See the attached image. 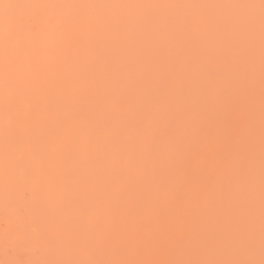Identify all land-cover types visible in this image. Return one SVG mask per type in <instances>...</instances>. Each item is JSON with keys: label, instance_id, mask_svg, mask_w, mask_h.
I'll return each mask as SVG.
<instances>
[{"label": "snow or ice", "instance_id": "6c2138e0", "mask_svg": "<svg viewBox=\"0 0 264 264\" xmlns=\"http://www.w3.org/2000/svg\"><path fill=\"white\" fill-rule=\"evenodd\" d=\"M0 180V264H264V0H0Z\"/></svg>", "mask_w": 264, "mask_h": 264}, {"label": "bare ground", "instance_id": "6f19581e", "mask_svg": "<svg viewBox=\"0 0 264 264\" xmlns=\"http://www.w3.org/2000/svg\"><path fill=\"white\" fill-rule=\"evenodd\" d=\"M205 2H229V0H205ZM255 2H258V0H255ZM25 193L35 196L38 194V190L36 189V186L32 178L18 174L16 180L14 181L13 185L9 190V195L18 204L23 206L25 204L24 201ZM2 196H3V183L2 180H0V198H2ZM2 230H3L2 226H0V232H2ZM19 257H23L25 259L28 258L27 250L25 246L18 245L15 255H10L6 257L3 251V242L2 240H0V259H16Z\"/></svg>", "mask_w": 264, "mask_h": 264}]
</instances>
